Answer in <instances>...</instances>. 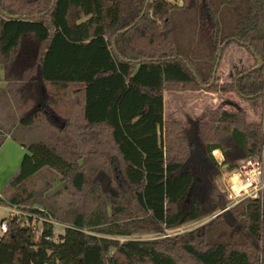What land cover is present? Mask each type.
Wrapping results in <instances>:
<instances>
[{
	"label": "trees",
	"instance_id": "trees-1",
	"mask_svg": "<svg viewBox=\"0 0 264 264\" xmlns=\"http://www.w3.org/2000/svg\"><path fill=\"white\" fill-rule=\"evenodd\" d=\"M226 40L254 59L231 84L216 75ZM255 56L264 0H0V146L10 136L26 149L0 205L42 217L0 219V264H264V191L173 236L131 237L226 206L215 149L226 171L262 154L264 172V110L260 123L238 109L163 117L167 89L233 91L264 108ZM43 168L78 195L62 232L36 207Z\"/></svg>",
	"mask_w": 264,
	"mask_h": 264
},
{
	"label": "rangeland",
	"instance_id": "rangeland-1",
	"mask_svg": "<svg viewBox=\"0 0 264 264\" xmlns=\"http://www.w3.org/2000/svg\"><path fill=\"white\" fill-rule=\"evenodd\" d=\"M167 1L177 4L182 3V0ZM247 53H249L247 49L236 42H230L224 47L221 52L219 66L216 71V75L219 78L220 83L231 84L237 79V73L240 70H243L254 63L253 57H250L251 54L247 55ZM246 56L249 57L251 64L250 62L248 64L239 63L240 58L241 60H245ZM232 64L237 65L238 68L236 70L233 69L234 73L229 77L228 69H231ZM163 97L165 99L164 111L166 121L185 120L186 116H190L192 119L194 117V120H196L195 118L197 117L204 118L196 121H205L207 120L210 111H220L223 109L242 110L246 113L247 120L250 122L260 123L263 121V100L256 99L254 101H248L241 98L233 91H207L203 89L186 90L181 88L167 89L163 92ZM226 99L228 100V103L221 105L220 101H225ZM11 145H14L17 149L18 147H22V149L19 150V153L16 155L14 149L11 151ZM19 145L20 143L18 141H13L8 138L7 140H4L0 146V190L5 186L8 178L18 170L20 161L26 152L25 147ZM212 154L217 161V164L220 166V170H222L220 176L217 178L218 188L225 194L227 191L228 175L231 171H226V165L222 164L224 161V155L220 149L214 150ZM66 157L72 158L70 155H66ZM241 161L242 159L237 162L238 167L242 164ZM114 172L116 179L120 181L119 173L117 172V167L115 165ZM103 178H105L107 182L109 181L107 176ZM35 181V186L37 187V189H35V194L37 195L36 200L39 202L36 207L41 205L40 208L42 207V209L49 211L51 215L49 221L53 223L55 231L62 232L63 227L67 225L68 222L65 221L66 219L62 218L66 210L65 207L69 203L72 204V199H78V195L70 188V186H62V183L59 181L58 174L50 168H43L40 172L39 178H36ZM112 190L115 193V196L119 195L118 189L114 188ZM8 207V205H0V218L9 215L11 211ZM219 212L220 211L217 210L211 215L204 217L202 220L187 222L171 229H162L159 233H137L131 235V237L137 239H151L161 236H173L177 233L200 226L212 219L214 215H217ZM16 213L22 216L30 215L32 216L31 218L33 221L37 220V218L38 220L42 218L36 214L31 215L27 209L19 207H16L15 214ZM15 214L12 212L11 215L13 216ZM143 215V213L139 214L140 217ZM119 239L122 240L123 238Z\"/></svg>",
	"mask_w": 264,
	"mask_h": 264
},
{
	"label": "built area",
	"instance_id": "built-area-1",
	"mask_svg": "<svg viewBox=\"0 0 264 264\" xmlns=\"http://www.w3.org/2000/svg\"><path fill=\"white\" fill-rule=\"evenodd\" d=\"M262 154L258 157L244 158L242 164L228 175L225 196L227 209L244 198H261L264 191V172ZM9 210L16 211V206H9ZM17 214V213H16ZM6 231V221H0V235Z\"/></svg>",
	"mask_w": 264,
	"mask_h": 264
},
{
	"label": "crops",
	"instance_id": "crops-1",
	"mask_svg": "<svg viewBox=\"0 0 264 264\" xmlns=\"http://www.w3.org/2000/svg\"><path fill=\"white\" fill-rule=\"evenodd\" d=\"M240 45V44H239ZM242 46V45H241ZM244 47V46H243ZM245 48V47H244ZM249 53H247V55H250L251 54V52L249 51V50H247ZM252 56V54L250 55V57ZM253 57V56H252ZM246 59L245 60H241V58H240V61H239V63H245V64H248L249 62H250V64H251V61H250V59H249V57L248 56H246L245 57ZM243 61V62H242ZM249 64V65H250ZM238 67H237V65H235V64H232V67H231V69H228V74H229V77L234 73L233 72V69L234 70H236ZM163 101H164V106H163V117H164V119H165V111H164V108H165V99H164V97H163ZM221 102V105L222 104H224V103H228V100L226 99L225 101H220ZM219 102V103H220ZM189 118H190V116H188ZM187 116H186V118H188ZM185 118V119H186ZM193 119H194V117H193ZM196 120H201V119H204V118H199V117H197V118H195ZM11 139V140H13L10 136H7L6 138H5V140H7V139ZM14 141V140H13ZM4 142V141H3ZM20 146V145H19ZM14 149V152H16V155L19 153V150H21L22 149V147H18V149H17V147H14V145H11V151ZM215 150H217V149H215ZM214 151V150H213ZM10 178V177H9ZM9 178H8V180H9ZM7 180V181H8ZM6 181V182H7ZM7 216V215H6ZM5 217V216H4ZM1 218H3V217H1ZM0 218V219H1Z\"/></svg>",
	"mask_w": 264,
	"mask_h": 264
},
{
	"label": "water",
	"instance_id": "water-1",
	"mask_svg": "<svg viewBox=\"0 0 264 264\" xmlns=\"http://www.w3.org/2000/svg\"><path fill=\"white\" fill-rule=\"evenodd\" d=\"M54 4V1H52V3H51V6ZM43 13H40V14H38L37 16H41ZM14 17H17V16H14ZM128 29V27L126 28V29H124V30H122V31H125V30H127ZM217 29V28H216ZM228 42V40H226L223 44H222V47H224L225 46V44ZM251 52H252V50H250ZM218 55L219 56H221V50L218 52ZM256 57V59H257V64L252 68V70L253 69H257V68H261V67H263L264 66V57H259V56H255ZM220 61V57H218L217 58V62H219ZM215 71H216V69L214 70V73H213V78H214V76H215ZM246 73V72H245ZM241 76V74H239L238 75V77L237 78H239ZM224 210V208L221 206V209H220V212L221 211H223ZM219 212V213H220ZM216 215V214H215ZM214 215V216H215Z\"/></svg>",
	"mask_w": 264,
	"mask_h": 264
}]
</instances>
